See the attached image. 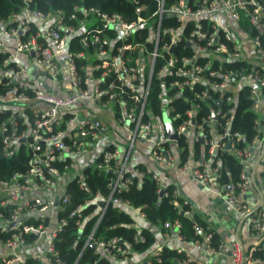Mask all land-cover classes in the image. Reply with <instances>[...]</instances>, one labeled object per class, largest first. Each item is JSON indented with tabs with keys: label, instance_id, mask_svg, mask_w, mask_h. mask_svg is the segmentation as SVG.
I'll list each match as a JSON object with an SVG mask.
<instances>
[{
	"label": "built area",
	"instance_id": "2783aa9c",
	"mask_svg": "<svg viewBox=\"0 0 264 264\" xmlns=\"http://www.w3.org/2000/svg\"><path fill=\"white\" fill-rule=\"evenodd\" d=\"M148 1H154L155 8L142 15L148 4L134 0L136 17L131 21L116 12L77 6L74 10L81 18L74 13L64 17L60 10L41 12L24 6L0 20V54L4 55L0 81L11 85L0 94V111L11 109L0 127L1 148L8 154L23 144L27 154L24 170L0 179V233L6 235L0 237V264H28V259L65 264L54 242L68 218L75 217L80 227L81 210L92 200L104 203L100 214L110 202L130 207L127 201L96 192L93 199L77 205L67 216H59L69 201L66 183L75 179L84 188V168L91 167L99 174L112 172L107 181L111 193L127 187L125 172L138 177L144 174L128 167L127 153L135 139L152 143L150 156L155 162L187 173L210 188L211 178L219 172V159L197 162L188 154L180 160L176 136L189 143L202 142L211 155L224 147L238 158V179L220 185L218 193L240 218L248 219L249 235L256 243L248 252L233 243L228 264H264V198L257 205H249L246 198L252 183L248 160L258 137L239 146L243 135L230 130L236 97L243 88L247 89L258 131L264 118V0H170L168 5L166 0ZM36 21L44 26L36 27ZM33 26L36 29L29 32ZM75 33L82 35L79 42L83 47L76 52L68 47V39ZM6 39L12 42L11 47ZM90 45L95 60L78 66L76 60L86 58ZM18 53H32L33 66L45 88L28 76ZM154 75L159 80L158 113L147 102ZM178 97L188 103L183 114L174 111L172 102ZM222 103L231 107L222 109ZM204 105L209 109L206 113ZM109 107L112 115L107 120L99 118L98 110ZM176 119L179 122L173 125ZM112 120L131 138L125 150L106 134L110 124L115 125ZM169 129L174 138L169 137ZM98 140L104 141L99 151L92 152L95 154L84 167H79L81 156ZM145 172L151 174L157 191L166 195L168 175L146 166ZM64 177L67 179L61 182ZM171 195L173 203L181 200L180 207L189 205L181 212L190 215V202L175 188ZM131 209L138 219L145 217L139 208ZM163 226L170 229L164 233L165 239L184 254L181 264L192 263L181 247L187 241L180 233V223L175 220ZM206 228L202 232L197 227L202 239L188 242L209 254L217 253L222 243L212 247V231ZM90 243L114 263L123 264L128 259L127 247L116 237L92 240L90 235L86 244ZM161 248L153 251L155 257Z\"/></svg>",
	"mask_w": 264,
	"mask_h": 264
},
{
	"label": "trees",
	"instance_id": "16d2710c",
	"mask_svg": "<svg viewBox=\"0 0 264 264\" xmlns=\"http://www.w3.org/2000/svg\"><path fill=\"white\" fill-rule=\"evenodd\" d=\"M170 0L165 1V5L169 4ZM138 4L147 3L148 9L142 11V15H146L154 10L155 2L148 0H137ZM136 3L134 0H0V20L7 19L12 13L19 12L24 6L31 9H36L41 12L60 10L64 17L70 14H76L78 18L82 16L74 8L77 7H96L100 10L112 13L121 14L126 20L135 19L134 13ZM76 26L77 24L73 22ZM35 26L31 27L29 32L35 30ZM82 35L75 33L68 39V47L72 51L83 50L79 39ZM85 50V49H84ZM93 50L90 45L86 49V53ZM4 55L0 54V60ZM77 65H86L89 62L84 59H77ZM5 81H0V94L4 93L11 85H6ZM159 80L152 78L150 89L147 94V102L153 109L154 113L160 110V101L157 98L159 91ZM236 103L232 112L230 130L239 132L243 138L239 140L238 145L242 146L252 141L254 137L259 136L258 127L254 124L256 115L249 110L250 102L247 99V89L240 90L236 97ZM174 111L183 114L188 107V103L183 101L182 97L176 98L172 102ZM214 107L216 104L212 103ZM204 112H208V106H203ZM222 109L230 108L231 105L221 104ZM201 114V113H200ZM11 115V109L0 111V127L6 123ZM179 121H173L176 125ZM176 144L180 149L178 158L183 160L188 154H191L195 161L209 160L214 163L215 159H219L220 167L216 182L220 185H227L235 182L238 179L241 169V163L237 157L231 152L221 147L214 154H209L208 146L200 141L189 143L183 136H176ZM27 154L23 144H20L16 151L8 154L4 153L1 148L0 137V179L9 178L12 172L22 171L26 167ZM135 169L144 172L140 177L131 172H125V177L129 183L127 187L120 192H110L107 187L108 178L113 175L112 172L97 173L91 167L83 170L84 188H80L75 179H71L65 185V192L69 195L68 203L64 204V211L59 213V216H67L68 212L79 204H84L87 200L93 199L96 192H99L102 197L119 198L122 201H127L130 207L118 204L108 203L100 214V204L97 201H90L84 204L81 210L80 227L75 224V217L68 218L66 225L58 233L54 242V246L58 251L59 257L65 264H118L110 260L98 247H92L86 244L88 237L91 235L92 240L110 239L116 237L119 239V244L128 249V259L134 254L148 253L146 262L148 264H181L184 259L183 253L176 252L175 245H163L158 257L153 255L152 248L164 237V233L170 229L163 225L166 222L172 223L178 221L180 223V233L185 241H194L202 239L201 234L196 233V228L199 227L203 231L207 230V224L197 215H185L181 210L189 209V205H179L173 203L172 185L165 186L166 195H161L157 191V185L152 179L151 174L145 172V166L141 163L136 164ZM139 208L145 215L144 218L138 219L133 209ZM212 231L211 246L217 247L219 237ZM140 236L142 239L136 240ZM0 237L5 238V234L0 233ZM118 261L122 257L116 256ZM28 264H40L33 260H27ZM20 264V263H18ZM123 264H128L126 261ZM144 264V263H142ZM193 264V263H189Z\"/></svg>",
	"mask_w": 264,
	"mask_h": 264
},
{
	"label": "crops",
	"instance_id": "0c3cea01",
	"mask_svg": "<svg viewBox=\"0 0 264 264\" xmlns=\"http://www.w3.org/2000/svg\"><path fill=\"white\" fill-rule=\"evenodd\" d=\"M35 26L42 28L43 22L36 21ZM11 47L12 42L6 39ZM17 59L21 65L27 69L28 76L39 86L45 88L46 84L39 77L37 69L33 66L32 55L18 53ZM122 137L111 136L109 139L114 142L121 150H125L128 141V133L124 131ZM102 143L104 142L101 140ZM127 141V142H126ZM100 142L98 149L102 146ZM125 143V144H124ZM134 148V149H133ZM152 143L143 139L132 141V147L127 153L128 167L134 169L136 164H143L159 174H167L169 179L166 185H172L180 196L186 198L191 205L190 215H197L210 227L219 237L222 247L217 253H207L202 249L195 248L191 242L181 245L185 254L189 255L193 264H228L231 245L237 243L244 252H248L255 240L249 235V222L246 218H240L237 213L225 202L224 198L218 193L220 184L215 178H211L210 188L201 182L193 179L189 174L177 171L173 167H166L161 163L155 162L150 156ZM172 148H175L174 146ZM94 152V147L86 151L79 160V167H84ZM176 154V153H175ZM177 155V154H176ZM178 157V156H177ZM248 169L252 175V183L248 188L247 202L249 205H257L264 198V118L260 120L259 136L251 146V155L248 160ZM135 213V212H134ZM163 245H175L173 241L160 238L152 250ZM264 246V239L262 240ZM148 253L134 254L126 260L128 264H142L146 261Z\"/></svg>",
	"mask_w": 264,
	"mask_h": 264
},
{
	"label": "rangeland",
	"instance_id": "374dc122",
	"mask_svg": "<svg viewBox=\"0 0 264 264\" xmlns=\"http://www.w3.org/2000/svg\"><path fill=\"white\" fill-rule=\"evenodd\" d=\"M86 25H89V22H87ZM86 60H87L88 62H92V61L95 60V55L92 53V51H90V52L87 53ZM20 106H21V105H20ZM20 108H22V106H21ZM111 109H112V107H109L108 109H105V110H103V109L98 110V113H97L98 117L101 118L102 120H107L108 115H112L111 113H108V111L111 110ZM92 113H93V112H89L88 114H91V115H92ZM93 114H94V113H93ZM112 121H114V120H112ZM114 123H115V125L110 124V126L108 127L107 132H106L107 136H108V137H111V136H114V137H115V136L122 137L123 134L125 133V132H124L125 130H124L121 126H118V125L116 124L115 121H114ZM127 137L129 138L128 135H127ZM126 142H127V141H126ZM99 143H100V140H98V141L95 143V145H94V152H95V153H96V150L98 149V145H99ZM170 143H171V142H170ZM124 144H125V143H124ZM174 144H175V143H174ZM133 149H134V148H133ZM95 153H94V154H95ZM66 179H67V178L64 177L63 179H61V180H62L61 182H64Z\"/></svg>",
	"mask_w": 264,
	"mask_h": 264
},
{
	"label": "water",
	"instance_id": "95a60500",
	"mask_svg": "<svg viewBox=\"0 0 264 264\" xmlns=\"http://www.w3.org/2000/svg\"><path fill=\"white\" fill-rule=\"evenodd\" d=\"M31 55H32V53H31ZM169 137H170V138H174V134L171 132V129H169ZM226 147H228V144L226 145ZM160 194H162V193H160ZM99 204H100V205H104V203H103L102 201H100ZM90 245H91L92 247H95V244H93V243H90Z\"/></svg>",
	"mask_w": 264,
	"mask_h": 264
}]
</instances>
